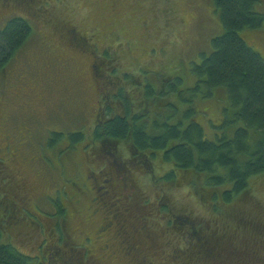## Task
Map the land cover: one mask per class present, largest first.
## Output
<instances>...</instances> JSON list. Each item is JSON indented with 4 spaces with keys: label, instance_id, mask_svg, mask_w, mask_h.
I'll use <instances>...</instances> for the list:
<instances>
[{
    "label": "rangeland",
    "instance_id": "rangeland-1",
    "mask_svg": "<svg viewBox=\"0 0 264 264\" xmlns=\"http://www.w3.org/2000/svg\"><path fill=\"white\" fill-rule=\"evenodd\" d=\"M256 11L264 14V0ZM16 17L27 20L32 31L25 45L6 59L4 73L0 71V139L11 136L9 151L0 150V156H4L1 161L7 173L15 177L13 183L21 184L16 189L19 194L13 197L15 203L27 201L29 208H35L34 218L47 224H43L45 234L55 220L44 213L48 209L55 212L63 202L70 216L67 249L83 250L88 261L94 260L91 264H132L124 260L118 247L116 226L114 230L102 229L111 219L108 212L114 215L116 209L104 211L99 203H117L107 187L114 183L123 187L132 178L136 187L133 199L137 195L141 202L148 199L144 211L153 212L158 197L166 210H181V205L185 208L186 222L197 221V233L209 234L210 244L206 246L211 254L219 256L216 264H228L225 257L230 255L237 261L239 257L254 255L259 258L256 264H262V226L255 230L254 222L236 225L229 218L227 222L233 226L228 227L230 224L225 225L224 221L218 223L217 217L211 220L213 215L205 205L210 193L200 188L191 190L186 178L163 187L154 175L151 177V172L132 170L126 144L111 147L104 154L102 140H95L93 135L100 120L96 114L104 107L103 100L115 90L114 86H103L111 80L109 74L113 77L110 82L125 87L122 96L128 99L127 104L130 102L132 109L148 118L146 126L151 133L158 132V128H152L150 118H158V123L185 125L190 107L198 111L194 120L204 127L208 139L220 132L216 127L226 106L223 92L215 90L207 98L202 85L193 89L197 81L193 69L211 53V40L224 33L212 0H0V31ZM242 35L264 60V26L261 31ZM105 53L110 57L102 60ZM147 84L157 96L161 95L159 101L142 100ZM24 129L27 137L22 134ZM53 131H82L84 140L74 148L66 147L64 142L47 149L48 133ZM3 144L0 141V148ZM150 167L157 175L158 168L151 164ZM112 169L118 172L116 178ZM249 183L248 191L233 197V206L228 209L236 216V208L242 210L239 207L244 204L255 219V212L264 211V174L252 177ZM67 198L71 202L65 203ZM187 212L194 214L193 218ZM223 216L224 213L222 219ZM151 220L156 221L154 216ZM20 225L10 227L7 234L21 253L36 258L46 235L34 232L31 225ZM153 228L158 231V227ZM177 237L170 240L175 252L182 249L186 254L184 240ZM165 253L163 248L149 253L151 264H166Z\"/></svg>",
    "mask_w": 264,
    "mask_h": 264
},
{
    "label": "trees",
    "instance_id": "trees-1",
    "mask_svg": "<svg viewBox=\"0 0 264 264\" xmlns=\"http://www.w3.org/2000/svg\"><path fill=\"white\" fill-rule=\"evenodd\" d=\"M212 2L213 11L217 13L224 33L211 40V53L202 57L201 63L193 69L197 78L193 89L197 90L202 85L206 92L204 97L207 98L211 97L215 90L223 92L226 106L222 109L223 118L219 119V125L216 127L220 132L214 133L213 139H208L204 127L194 120L196 117L194 113L198 114V111L190 107L189 115L185 114L188 118L185 125L178 122L158 123V118L155 117V120L150 118L152 128H158V132L151 133L146 126L148 118L145 119L146 116H142L138 109H132L129 106L130 102L127 104L128 99L122 96L125 87L121 86V83L114 85L110 82L113 77L109 74L108 79L111 80L103 86H114L115 90L103 100L104 107L96 114L100 120L95 124L93 135L95 140H102L100 145L105 149L104 154L109 152L107 150L111 147L120 143L126 144L130 152L127 161L132 165V170L135 173L139 170L151 172V177L154 175L155 181L161 183L163 187L182 182L181 180L186 178L191 190L200 188V191L210 193L205 205L213 215L211 220L217 217L218 223L224 221L223 224H230L228 227L233 226L227 222L229 218L234 220L236 225L254 222L253 229L262 226L260 228L264 230L263 210V213L255 212L253 219L244 204L239 207L243 211L236 208L238 211L236 216L228 209L233 206V197L248 191L252 177L264 174V60L242 35L246 31H261L264 26V14L256 11V6L261 5L262 0H212ZM31 29V24L21 17L10 19L2 28L0 54L1 52L3 54L0 56V71L4 73L6 59L13 57L28 41ZM105 54L107 55L103 57ZM105 54L102 55V60L110 57L109 53ZM124 74L128 75V72ZM114 80H117L116 77ZM147 86L142 100L156 98L159 101L161 95L157 96L148 84ZM22 134L27 137L25 129L22 130ZM4 137L6 140L3 138L2 146L9 151L11 143L8 139L11 136ZM83 138L82 131L49 132L46 148L54 149L64 142H67L66 147L74 148L82 143ZM150 164L158 168L157 175L153 168H149ZM7 171L5 164L0 160V185L3 189L5 187L4 191L0 187V195H3L0 200V264L94 263V260L86 259V252L83 253V250L66 248L70 243L67 226L70 216L66 213L63 202L58 205L55 212L48 209L44 213L50 220H55L49 233L45 234L43 226L47 224L34 218L35 208H29L27 201L18 202L19 205L15 203L13 197H16L14 194L18 193L16 189L21 187V184H14L15 177L9 175ZM117 173V170L112 169L115 178ZM133 185L132 178L130 181L127 180L123 187L119 183L111 184L107 190L112 193V199L117 203L99 202L104 211L116 209L112 210L114 215L108 212L111 219L104 223L102 229L114 230L116 226L114 235L119 240L118 247L124 260L132 264H151L149 253L157 248H163L166 251L163 258L166 264H216L219 261V256L211 254L212 251L206 246L210 244V240H207L209 234L205 231L197 233L200 225L197 221L186 222L187 214L182 205L181 210L169 207L166 210L162 198L158 197L153 212L148 213V209L143 210L149 204L148 199L141 202L140 195L133 199V189L136 188ZM70 200L64 199L65 203L71 202ZM53 213H56L57 219ZM151 216H154L156 221L151 220ZM188 216L193 218L194 214L191 216L188 213ZM16 223L21 224L20 227L23 224L31 225L34 232H39L43 237L46 235L45 240L42 238L41 241L44 245L39 244L37 248L41 254L36 258L21 253L7 234L8 229ZM152 226L158 227V231ZM175 236H178L180 241L184 240L186 254H183L181 248L180 252H175V247L170 241ZM261 236L264 238V233ZM44 253L48 256L44 257ZM198 253L200 257L197 256ZM182 257H186V260L182 261ZM225 258L228 264H241L242 261H251L250 264L259 262V258L254 255L239 257L238 261L233 255Z\"/></svg>",
    "mask_w": 264,
    "mask_h": 264
},
{
    "label": "flooded vegetation",
    "instance_id": "flooded-vegetation-1",
    "mask_svg": "<svg viewBox=\"0 0 264 264\" xmlns=\"http://www.w3.org/2000/svg\"><path fill=\"white\" fill-rule=\"evenodd\" d=\"M3 138H5V137H1V139H0L1 142H3ZM4 140H6V138ZM0 150H4V148L2 147V148H0ZM11 158H14V156L11 155ZM0 160H3V161L5 160L3 155L0 156Z\"/></svg>",
    "mask_w": 264,
    "mask_h": 264
}]
</instances>
